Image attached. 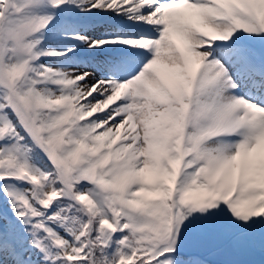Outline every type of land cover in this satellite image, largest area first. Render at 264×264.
<instances>
[{
	"label": "snow or ice",
	"instance_id": "6c2138e0",
	"mask_svg": "<svg viewBox=\"0 0 264 264\" xmlns=\"http://www.w3.org/2000/svg\"><path fill=\"white\" fill-rule=\"evenodd\" d=\"M0 264H264V0H0Z\"/></svg>",
	"mask_w": 264,
	"mask_h": 264
}]
</instances>
